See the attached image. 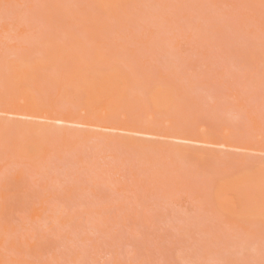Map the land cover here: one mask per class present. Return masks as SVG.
<instances>
[{
	"label": "rangeland",
	"instance_id": "374dc122",
	"mask_svg": "<svg viewBox=\"0 0 264 264\" xmlns=\"http://www.w3.org/2000/svg\"><path fill=\"white\" fill-rule=\"evenodd\" d=\"M73 37L84 61L98 46L126 74V101L86 110L58 61L32 86L44 117L23 115L7 64ZM165 86L172 105L156 109ZM27 121L43 125L31 160L14 147ZM0 136L7 264H264V0H0ZM227 182L262 216L224 214Z\"/></svg>",
	"mask_w": 264,
	"mask_h": 264
},
{
	"label": "bare ground",
	"instance_id": "6f19581e",
	"mask_svg": "<svg viewBox=\"0 0 264 264\" xmlns=\"http://www.w3.org/2000/svg\"><path fill=\"white\" fill-rule=\"evenodd\" d=\"M93 1L99 8L105 10L108 7H114L120 0ZM72 41L74 42H71L69 47H65L56 41L51 42L50 47L43 53V59H16L7 64L9 73L6 79L4 77V80L5 86L7 84L6 88L8 90L7 93L10 98V103L13 104L19 112L24 113L23 115L35 116L38 120L44 117V112L41 110L43 107L42 105L41 108L39 106V104H43L42 96L38 91H34L32 86L36 82L40 68L56 67L58 61H61L63 67L67 69L64 80L59 82V89H63V91L71 89L69 95H72L76 99L78 98L80 104H84L86 110L92 111L99 116L115 115L120 110L121 104L126 101L128 96L127 91L129 89V81L126 74L117 66H109L105 53L98 46L93 55L95 60L93 62L84 61L80 52L75 49L76 46H79L77 43L78 41L75 40L74 37ZM60 66H62V64H60ZM170 93L171 90L166 86L154 88L149 94V101L156 109H169L172 105V93ZM38 120L34 121V123H38ZM27 123L29 124L30 121H27ZM27 123L26 132H19L18 137L14 140L16 142L14 147H16L15 150L18 157L31 160L36 157L42 148V138L39 136L43 125L41 124V126H39L40 122L38 126L32 123L28 125ZM3 141L4 140L0 139L1 145L4 144ZM15 150L13 152H15ZM262 174L264 175V173ZM19 175L21 176V174ZM263 175L261 179H263ZM250 176L249 174V178ZM246 180L249 182V185L252 184L251 186H255V176L250 180L248 176H242L235 181L241 184V182L243 183ZM247 181L246 183H248ZM228 183L229 182H227V185L226 183L219 185L220 188L217 190L218 194H215L217 207H219L224 214L231 216L243 213L245 217L248 216V218H254L257 214L259 217L260 212L257 210L259 206L255 205L254 197L252 198L254 200L253 202L251 197H247L246 200L241 201V199L239 200L236 197L235 199L229 196L227 188L231 189L232 185L230 186V184H233V182ZM250 195L251 193L248 196ZM250 199L252 201H250ZM261 207L264 209V206ZM255 209L258 213L255 212ZM260 211H262V209H260ZM260 216H262V214H260ZM12 262L11 264H27L16 260ZM0 264L7 263L0 258Z\"/></svg>",
	"mask_w": 264,
	"mask_h": 264
}]
</instances>
